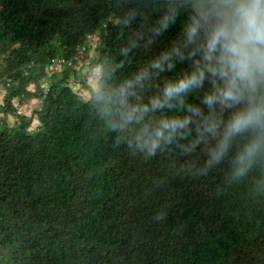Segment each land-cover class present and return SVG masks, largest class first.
I'll use <instances>...</instances> for the list:
<instances>
[{
    "label": "trees",
    "instance_id": "1",
    "mask_svg": "<svg viewBox=\"0 0 264 264\" xmlns=\"http://www.w3.org/2000/svg\"><path fill=\"white\" fill-rule=\"evenodd\" d=\"M135 3L0 0V115L17 118L0 119V264H264V198L247 183L226 186L222 173L177 174L178 154L133 155L72 84L79 51L96 49L89 69L103 43L117 56L123 34L108 18ZM180 24L118 75L166 48ZM54 59L66 61L59 72ZM15 98L42 104L27 116Z\"/></svg>",
    "mask_w": 264,
    "mask_h": 264
},
{
    "label": "clouds",
    "instance_id": "2",
    "mask_svg": "<svg viewBox=\"0 0 264 264\" xmlns=\"http://www.w3.org/2000/svg\"><path fill=\"white\" fill-rule=\"evenodd\" d=\"M135 4L108 18L123 34L120 58L107 55L103 43L91 69L96 86L89 103L97 120L115 144L145 161L178 154L172 161L177 174L222 173L226 186L247 183L256 198H264V0ZM178 21L166 48L118 75Z\"/></svg>",
    "mask_w": 264,
    "mask_h": 264
},
{
    "label": "rangeland",
    "instance_id": "3",
    "mask_svg": "<svg viewBox=\"0 0 264 264\" xmlns=\"http://www.w3.org/2000/svg\"><path fill=\"white\" fill-rule=\"evenodd\" d=\"M92 43L96 47L100 46L101 42L99 41V38L91 39ZM96 55V49L92 48L89 53L85 52H78V61L74 64V68L77 69L78 71L81 72V75L79 77V81L72 83L73 81L71 80V83L77 90V92L83 97L84 99H88L91 97V89L94 88L95 85V80L91 75V69H89L88 65L91 62V60L94 58ZM55 71H61L64 67H58V65L54 66ZM51 72H49L50 74ZM85 82V83H84ZM84 83V85H83ZM45 89L47 85L44 86ZM30 90H34L35 86L33 84L29 85ZM6 95V89L3 86L2 83H0V104L4 102V97ZM13 103L16 107V110L19 114L31 116L33 115V111L39 109L41 107V101L39 99L33 98V99H28L26 101L21 102L18 98H15L13 100ZM2 117H6L7 121L9 124L14 125L17 121V118L15 114H9L7 116H2L0 115V119ZM38 120L34 118L33 124L31 126V129L35 130L38 126Z\"/></svg>",
    "mask_w": 264,
    "mask_h": 264
},
{
    "label": "built area",
    "instance_id": "4",
    "mask_svg": "<svg viewBox=\"0 0 264 264\" xmlns=\"http://www.w3.org/2000/svg\"><path fill=\"white\" fill-rule=\"evenodd\" d=\"M72 62H68V64H71ZM66 64V61L64 59H54L53 65L51 67H54L55 65H58V67H61ZM73 81V79H72ZM74 82V81H73Z\"/></svg>",
    "mask_w": 264,
    "mask_h": 264
}]
</instances>
